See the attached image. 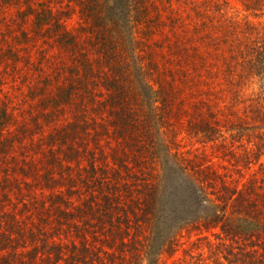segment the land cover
<instances>
[{"label": "rangeland", "instance_id": "obj_1", "mask_svg": "<svg viewBox=\"0 0 264 264\" xmlns=\"http://www.w3.org/2000/svg\"><path fill=\"white\" fill-rule=\"evenodd\" d=\"M131 3L132 33L129 23L124 25V19L116 18L117 8L100 12L106 24L109 14L117 23L120 21L115 30L112 24L108 30L109 41L111 38L122 46L117 50L123 59L122 68L132 66L121 72L120 86L126 88L127 96H140L144 74L150 85L159 88L155 104L164 141L173 151L203 155L221 170L217 150L187 134L186 120L194 104L220 110L240 97L243 91L234 96V86L226 81L224 57L228 48L242 49L254 34L252 28L263 32L264 17L249 16L254 25L247 29V13L239 0ZM45 6L74 36L76 48L70 50L57 43L53 25L48 28L50 32L47 25L43 32L39 31L33 14ZM90 37L94 38L88 33L81 5L76 1L0 0V256L14 255V264L19 260L25 264H48L49 260L62 264L66 244H78L80 240L63 230L60 211L66 207L64 200H70L69 207L79 204L83 174H92L116 160L131 166V149L123 144L125 137L114 132L111 108L103 106L108 102L109 87L104 81L107 68L99 65V58L106 52ZM79 50L88 57L92 73L74 81V85L78 87L80 82L83 88H89L95 101L88 94L76 93L67 103L60 94L70 87ZM246 86L249 90L243 92L245 96L251 94L250 88L257 91L254 84ZM136 104L133 114L140 120V128L143 103ZM241 106L236 104V108ZM69 124H75L70 140L64 135ZM139 138L143 141V136ZM134 166L138 174L143 163ZM120 171L125 175L124 170ZM119 196L125 202L122 191ZM200 236L213 240L210 232L193 225L181 229L175 247L161 254L158 264H176L185 252H202L207 257L206 238L197 241L198 249L192 246ZM85 238L90 249L111 251L102 234L94 240L90 234ZM80 254L83 264H89L88 252ZM205 263L212 264L207 259Z\"/></svg>", "mask_w": 264, "mask_h": 264}, {"label": "trees", "instance_id": "obj_2", "mask_svg": "<svg viewBox=\"0 0 264 264\" xmlns=\"http://www.w3.org/2000/svg\"><path fill=\"white\" fill-rule=\"evenodd\" d=\"M71 1L81 5L88 33L94 36L90 40H97L106 52L99 58V65L107 68L104 81L109 87L108 102L103 106L111 108L114 132L125 137L123 144L131 149V166L116 160L117 163L99 167L92 174H83L79 204L69 207L70 200H64L66 207L60 211L63 230L67 236L74 234L80 240L78 244H66L65 255L60 258L62 264H83L80 253L85 251L89 264H126L127 259L128 264H158L159 256L175 247L177 233L190 225L213 236V240L200 236L192 242L198 249L197 241L206 238L207 257L202 252H185L176 264H206V259L212 264H264V31L252 28L254 34L252 38L245 37L242 49L228 48L224 57L226 81L234 86V96L249 90L247 84L256 85L257 91L250 88L251 94L247 96L240 92V97L220 110L194 104L186 120L187 134L217 150V157L222 160L219 170L203 155L173 151L164 141L155 104L159 88L150 85L144 74L140 81L142 95L127 96L126 88L120 86L121 72L132 67L122 68L123 59L117 51L122 46L108 38L111 24L115 30L120 21L117 23L109 14L106 24L100 12L112 6L117 8L116 18L124 19V25L129 23L132 33L131 0ZM239 1L247 13L245 23L250 29L254 24L249 16L264 17V0ZM33 16L40 32L45 25L47 32L52 31L48 28L53 25L57 43L70 50L77 47L74 36L46 6L35 10ZM261 28L264 29V23ZM74 61L70 89L61 90V100L70 103L76 93H83L93 102L95 95L89 88H83L80 82L78 87L74 85V81L92 73L88 57L79 50ZM142 103L143 125L139 128L141 122L133 112L134 105ZM237 103L242 106L236 108ZM74 128L75 124L66 127L64 135L69 140ZM139 163L143 167L137 174L132 167ZM121 169L125 175H121ZM121 191L125 202L120 200ZM85 234L93 240L102 234L111 251L90 249ZM37 254L33 256L36 262ZM14 259V255L0 256V264H14ZM18 264L25 263L19 260ZM48 264L59 263L49 260Z\"/></svg>", "mask_w": 264, "mask_h": 264}]
</instances>
